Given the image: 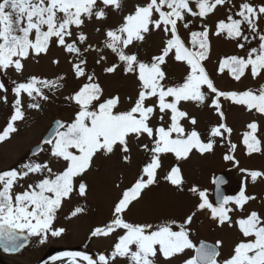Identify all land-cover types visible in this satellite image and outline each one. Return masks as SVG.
Here are the masks:
<instances>
[{"label": "snow or ice", "instance_id": "snow-or-ice-1", "mask_svg": "<svg viewBox=\"0 0 264 264\" xmlns=\"http://www.w3.org/2000/svg\"><path fill=\"white\" fill-rule=\"evenodd\" d=\"M227 4L232 7L215 22L214 30L206 23L200 30H193L196 21L214 15L218 6ZM110 12L119 14L120 22L104 27L102 22ZM93 22L92 33L85 32ZM181 29L188 32L187 41ZM153 33L161 36L159 51L142 60L139 48ZM210 35L234 42L244 53L219 60L218 74L227 69L237 82L246 76L264 81V0L259 4L251 0L238 4L233 0H142L126 14L124 0H0V74L7 77L11 72L22 77H9L11 87L9 81L0 80V103L9 105L10 94L14 101L6 126L0 131V143L19 131L17 122L25 121L27 109L41 110V102L51 98L47 93L55 95L65 87L66 75L52 79L24 77L26 61L38 63L55 46L65 54L71 76L78 81L77 87L64 96L73 106L71 120L55 122L51 134L32 152L36 159L0 170V247L4 251H19L30 237L39 238L41 244L49 236L61 237L66 229L55 225L58 213L73 194L87 197L88 185L82 177L90 171L94 159L119 152L124 163H131L130 142L135 141L146 154V162L114 202L110 220L91 231L92 237L115 236L111 249L99 254L98 259L84 252H64L52 257L53 262L158 264V257L171 261L194 251L182 264H264V213L246 211V205L256 199L246 192L248 178L256 183L264 178V172L239 167L237 145L230 140L233 129L224 122L222 105L223 99L264 116V82L243 91L218 89L204 66L211 50ZM109 55L114 59L109 61ZM90 56L106 76L119 71L125 77H134L135 95L126 99L119 94L105 96L95 67L89 66ZM170 59L186 67L180 82L170 81L164 69ZM51 62L60 63L59 59ZM188 102L208 107L221 122L201 133L197 118L182 108ZM246 128L242 136L246 155L261 153L258 123L249 122ZM145 138L146 142H141ZM225 141L227 151L222 159L245 174L236 194L221 195L219 186L225 181L219 177L213 181L219 197L215 205L207 190L189 187L198 202L181 222L135 223L124 218L130 206L158 183L163 156L171 154L177 162L163 179L183 191L180 162L194 154H213L217 144ZM41 153L47 158L39 160ZM54 163L58 165L55 169L51 166ZM84 210L76 206L65 218L76 217ZM206 210L219 225L235 227L242 237L227 258L220 259L222 241L215 245L199 242L197 246L191 239L194 217Z\"/></svg>", "mask_w": 264, "mask_h": 264}, {"label": "rangeland", "instance_id": "rangeland-1", "mask_svg": "<svg viewBox=\"0 0 264 264\" xmlns=\"http://www.w3.org/2000/svg\"><path fill=\"white\" fill-rule=\"evenodd\" d=\"M138 2H142V0H124L125 14ZM233 2L238 4L240 0H233ZM251 2L259 4L262 0H251ZM231 7V4L218 6L214 15L210 14L203 21H196L192 25L193 30H200L202 23H206L210 29L214 30L215 22L224 18ZM120 18L119 14L110 12L108 19L103 21L102 25L104 27H114L120 22ZM95 23H89L85 28V32L92 33ZM181 36L186 41L189 38L188 32L183 29H181ZM210 43L209 58L204 62V66L218 89L222 91H243L247 88L255 89L259 83L264 82L253 80L251 76H246L237 82L229 76L227 69L223 74H218L219 60L229 55H244V53L235 47L234 42L222 37L210 35ZM160 46V35L153 33L147 36L145 42L139 48L140 58L142 60L150 59L152 55L158 53ZM53 59H59L60 63L58 65L53 64L51 62ZM113 59L114 57L109 55V61ZM89 66L95 67L99 75V82L104 88L105 96L119 94L123 99H126L127 96L135 95L137 83L134 77H125L119 71L116 75L106 76L100 72L99 66L93 65L91 56L89 57ZM164 69L169 80L175 82L182 81L186 73L185 65L171 59L164 66ZM30 75L49 79L58 75H66L67 78L64 81L65 87L63 89L56 92L55 95L47 93L51 98L49 101L41 102V110L27 109L25 121L17 122L19 131L7 141L0 143V170L16 167L19 163L26 162L28 159H36L33 156L29 157L28 153L34 145L40 142L52 122L55 119L70 121L73 116V106L64 100V96L77 87L78 81L72 78L70 65L67 63V58L61 49L53 46L47 55H42L39 58L38 63L32 60L26 61L23 76L28 77ZM9 77L17 80L22 79V77H18L17 74L11 72L7 77L0 74V80L9 81V87L12 86ZM8 99L9 105L0 103V131L6 126L7 117L10 114V103L14 102L11 94ZM222 105L226 117L224 122L233 129L230 140L237 145L235 156L239 161V167L264 172V154H262L264 153V116L254 111L249 112L243 106L234 105L229 101H223V99ZM182 108L197 118V127L201 133H205L209 126L221 122L214 111L208 107L201 108L194 102H188L183 103ZM252 121H256L259 125L256 135L261 140L262 152L248 156L242 144V136L248 130L246 125ZM185 124L188 126L187 122ZM141 142H146V138ZM130 147L131 163H124L119 152L108 158L100 156L94 159L92 168L82 177L88 185L87 197L81 198L73 194L70 200L64 202L58 213L55 225L66 229L61 237L53 238L49 236L43 244L39 242V238L30 237L29 245L24 250L12 257L0 254V260L8 264H34L42 256L64 248H76L92 253L95 256L94 259H98L99 254H106L111 249L115 236L109 238L92 237L91 231L97 226H103L110 220L114 202L119 199L122 190L130 186L146 162V154L138 148L137 142L131 141ZM226 151L227 142L225 141L217 144L213 154H207L204 157L194 154L189 160L181 161L180 167L185 180L183 191H177L163 179L167 171L177 163L171 154L163 156L162 167L158 170V183L150 186L143 193V198L130 206V209L124 213V218L135 223L158 224L172 219L181 222L198 202V198L188 191L189 187L196 186L200 190H207L209 200L214 203L213 180L218 173H224L227 177L225 185L227 195L236 194L245 174L240 173L222 159ZM46 158L44 153L39 156V160ZM51 166L54 169L58 167L55 163ZM116 185H119V187H116ZM246 192L256 197L255 200L246 205V211L256 210L264 213V178H258L256 183H252L249 177ZM76 206L83 207L84 212L71 219H66L65 217L69 216ZM190 231L194 243H197L200 239L214 245L217 241H222L220 259L230 256L235 243L242 238L235 227H229L227 223L219 225L211 218L207 210L197 213L190 225ZM191 255H194V251H188L186 256H178L171 261H165L161 256L158 257V264H182L183 260ZM60 262L62 260H57L52 264H60Z\"/></svg>", "mask_w": 264, "mask_h": 264}, {"label": "water", "instance_id": "water-1", "mask_svg": "<svg viewBox=\"0 0 264 264\" xmlns=\"http://www.w3.org/2000/svg\"><path fill=\"white\" fill-rule=\"evenodd\" d=\"M57 120H61V119H55V120L52 122L51 126H50L49 129L44 133V135L42 136V138H41V140H40V142H39L38 144H40L44 138H47V137L51 134L52 130L55 128V122H56ZM61 121H62V120H61ZM38 144L34 145V146L30 149V151H29V153H28V156H29V157L32 156V152L36 151V146H37ZM219 177H222V178L224 179V181H225V183H223V184H221V185L219 186V192H220L221 195H227L226 190H225V185H226V183H227V177H226V175H225L224 173H218V174H216V176L214 177V179H215V178H219ZM213 181H214V180H213ZM218 199H219V197H218V194H217V185H216L215 183H213V201H214V205L218 202ZM199 242H204V243H207V244H210V245H214L213 243H210V242H208V241H205V240L200 239V240H198V242H197V246H199ZM28 244H29V240H28V242L25 244L24 247H26ZM24 247H23V248H24ZM23 248H21L20 250H22ZM0 249H1L3 252H6V251H4V248H3V247H0ZM20 250H19V251H20ZM19 251H17V252H19ZM17 252H6V253L15 254V253H17ZM64 252H84V251H82V250H59V251H55V252H53L52 254H50V255H48L47 257H45L44 259L40 260L37 264H47L49 261L52 260V257H54V256H59L61 253H64ZM84 253H86L87 255L93 256L92 253H87V252H84ZM0 264H3V263L0 262Z\"/></svg>", "mask_w": 264, "mask_h": 264}, {"label": "flooded vegetation", "instance_id": "flooded-vegetation-1", "mask_svg": "<svg viewBox=\"0 0 264 264\" xmlns=\"http://www.w3.org/2000/svg\"><path fill=\"white\" fill-rule=\"evenodd\" d=\"M25 249V248H24ZM24 249H22V250H24ZM65 249V248H64ZM21 250V251H22ZM20 251V252H21ZM19 253V252H18ZM18 253H16V254H9V253H4L1 249H0V254L1 255H3V256H7V257H12V256H15V255H17ZM51 253H53V251L52 252H50V253H48V254H46L45 256H42V258L41 259H39V260H37L34 264H36L37 262H39L40 260H42V259H44L45 257H47L48 255H50ZM58 260H60V259H58ZM1 261V260H0ZM57 261V260H56ZM3 264H8V263H6V262H3V261H1ZM53 263V260H51V261H49L47 264H52ZM60 264H67V261H66V259H64V260H62V262H60Z\"/></svg>", "mask_w": 264, "mask_h": 264}]
</instances>
